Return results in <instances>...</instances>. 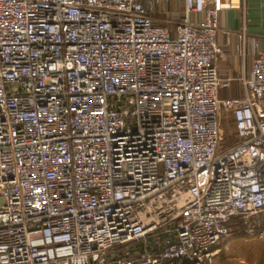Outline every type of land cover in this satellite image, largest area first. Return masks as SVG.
<instances>
[{
    "label": "built area",
    "instance_id": "obj_1",
    "mask_svg": "<svg viewBox=\"0 0 264 264\" xmlns=\"http://www.w3.org/2000/svg\"><path fill=\"white\" fill-rule=\"evenodd\" d=\"M169 1L0 0V264H211L264 211L258 41L243 96L218 98V17L242 0H175L173 37L152 17ZM162 215L158 253L109 260Z\"/></svg>",
    "mask_w": 264,
    "mask_h": 264
},
{
    "label": "crops",
    "instance_id": "obj_2",
    "mask_svg": "<svg viewBox=\"0 0 264 264\" xmlns=\"http://www.w3.org/2000/svg\"><path fill=\"white\" fill-rule=\"evenodd\" d=\"M162 8L164 15L168 14L165 18L157 14L162 12ZM181 16L182 4L175 0L158 6L152 14L155 24L167 28L179 21ZM198 18L192 16L193 20ZM218 27L216 42L222 53L216 62L217 76L222 80L232 79L228 88L218 90V98L242 97L243 88L238 79L249 77L252 43L258 41L260 49L264 51V0H242L240 9L222 11L218 17ZM241 35L244 36L243 43ZM228 117L233 127V121Z\"/></svg>",
    "mask_w": 264,
    "mask_h": 264
},
{
    "label": "rangeland",
    "instance_id": "obj_3",
    "mask_svg": "<svg viewBox=\"0 0 264 264\" xmlns=\"http://www.w3.org/2000/svg\"><path fill=\"white\" fill-rule=\"evenodd\" d=\"M163 3L162 5H164ZM157 12L160 18H165L168 14L164 15L162 8ZM170 35H174V26L168 25ZM223 138V144H232L234 142V130L228 115L221 112L220 121L218 123ZM168 219L162 215L161 224L163 226L156 232L146 235L142 240L133 241L126 246H118L107 254L109 260L114 255H123L124 252H129L131 259H136L138 254L145 250L150 253H158V250L167 239H173L174 233L172 231L173 223L168 224ZM165 224V225H164ZM231 224V225H230ZM228 225V234L219 242V252L214 258L215 264H262L264 261V247H252V242L261 240L264 242V211L250 216L248 218H233ZM230 228V229H229ZM240 234L245 235V243H241L237 247L235 241ZM252 251V252H251ZM166 264V263H165ZM183 264V262L179 263Z\"/></svg>",
    "mask_w": 264,
    "mask_h": 264
},
{
    "label": "trees",
    "instance_id": "obj_4",
    "mask_svg": "<svg viewBox=\"0 0 264 264\" xmlns=\"http://www.w3.org/2000/svg\"><path fill=\"white\" fill-rule=\"evenodd\" d=\"M231 221V220H230ZM230 221L227 223V228H228V225L230 224ZM231 225V224H230ZM230 229V228H229ZM235 239H237V241H235V243H236V245H237V247L238 246H240L241 245V243L243 242V243H245V240H247L246 238H245V235H242V234H240L239 236H237V238H235ZM242 243V244H243ZM254 245H252V247H259V245H260V247H264V242L263 243H261V240H256V241H253L252 242ZM160 250V249H159ZM159 250H158V252H159ZM143 252H149L148 250H143V251H141L139 254H141V253H143ZM252 252V251H251ZM138 254V255H139ZM263 255H264V253H263ZM263 261H264V258L262 259ZM216 263V261H215V259L212 261V263L211 264H215ZM183 264H189V263H187V262H183ZM262 264H264V262L262 263Z\"/></svg>",
    "mask_w": 264,
    "mask_h": 264
}]
</instances>
